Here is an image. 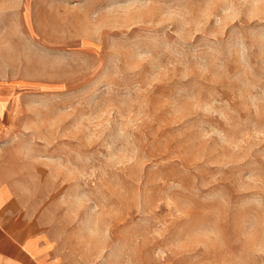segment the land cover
Returning a JSON list of instances; mask_svg holds the SVG:
<instances>
[{"label": "rangeland", "instance_id": "1", "mask_svg": "<svg viewBox=\"0 0 264 264\" xmlns=\"http://www.w3.org/2000/svg\"><path fill=\"white\" fill-rule=\"evenodd\" d=\"M0 181L59 264H264V0H0Z\"/></svg>", "mask_w": 264, "mask_h": 264}, {"label": "crops", "instance_id": "2", "mask_svg": "<svg viewBox=\"0 0 264 264\" xmlns=\"http://www.w3.org/2000/svg\"><path fill=\"white\" fill-rule=\"evenodd\" d=\"M0 181V264H59L36 207Z\"/></svg>", "mask_w": 264, "mask_h": 264}]
</instances>
